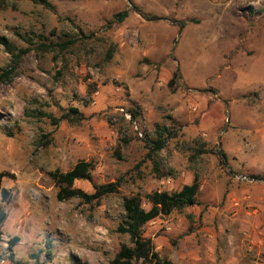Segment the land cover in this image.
<instances>
[{
	"label": "rangeland",
	"instance_id": "obj_1",
	"mask_svg": "<svg viewBox=\"0 0 264 264\" xmlns=\"http://www.w3.org/2000/svg\"><path fill=\"white\" fill-rule=\"evenodd\" d=\"M45 1L49 8L25 0L0 8V37L16 52L30 49L9 84L0 83V172L14 176L2 181L10 200L0 199L7 216L0 259L106 264L129 245L116 231L123 198L176 192L194 179L199 206L144 227L162 264H223L248 250L253 229L240 230L247 215L231 216L228 194L241 182L231 173L264 180V0H129L150 20L126 0ZM125 10L127 18L116 23L114 15ZM66 35L83 41L62 53L35 47ZM12 67L0 46V72ZM69 108L84 119H62ZM130 111L135 117L128 121L123 114ZM156 126L175 136L148 159ZM79 160L91 162L95 184L122 180L118 193L99 205L58 202L49 173L67 172ZM154 166L170 175L159 177ZM74 188L92 192L86 181ZM241 232L244 241L235 237ZM263 235L253 249L263 257L250 264H264Z\"/></svg>",
	"mask_w": 264,
	"mask_h": 264
},
{
	"label": "trees",
	"instance_id": "obj_2",
	"mask_svg": "<svg viewBox=\"0 0 264 264\" xmlns=\"http://www.w3.org/2000/svg\"><path fill=\"white\" fill-rule=\"evenodd\" d=\"M18 2L21 0H0V8H2L7 2ZM30 1L35 4H41L44 8H49L48 3L45 0H25ZM131 4V3H130ZM132 11L136 13L141 18L150 20L151 18L144 16L139 12V10L131 4ZM129 10L118 13L114 15L113 19L116 23H122L124 19L127 18ZM110 28V27H108ZM65 40L56 43L45 44L42 41L38 43L35 47L40 51V53L45 54L51 51H57L59 53L65 52L69 47L75 45L78 41L75 37L64 36ZM83 41V40H82ZM33 45V44H31ZM0 46H2L6 53L11 56V61L13 67L0 72V83L9 84L11 80V75L14 72L15 67L19 64L21 57L29 52V48L18 50L12 46L9 41L3 37H0ZM16 52V53H14ZM114 48H110L106 52V60L112 59ZM178 74L174 71L172 78L168 84H173L177 81ZM40 117H47L52 125H57L58 119H53L46 116L43 112L38 111ZM131 120L134 119L135 113L130 111ZM71 124H78L84 118L75 108H69L67 114H64L63 118ZM175 132L172 129L165 126H156L154 130V137L150 139L149 149L147 158L156 155L161 151L167 140L174 137ZM45 144V146H47ZM202 150H197L196 155L203 154ZM154 172L159 177L169 176L170 174H163L160 172L158 166H154ZM93 166L91 162L79 160L72 168L64 173L54 171L49 173L50 179L58 187L56 193V200L58 202L68 201L72 199L79 200L84 205H99L100 201L108 196L118 193V190L122 184V180L117 179L114 182L106 184H95L92 179ZM4 178L14 179V176L8 172H0V199L3 203H8L10 200V191L2 188V181ZM253 179H260L259 177L251 176ZM78 181H86L91 184L92 192L86 193L80 189L74 188V183ZM200 185L197 179H194L191 184L183 185L176 192H166V191H153L146 194L142 198L139 196H131L123 198L122 208L123 216L121 222L118 224L116 231L119 234L126 235L128 237L129 245H122L119 251L114 255L113 259L106 264H162V260L158 253L155 252L153 243L149 238L144 237V227L151 221L163 217L169 216L173 212H181L189 207L199 206L197 200L199 194ZM144 202L149 206L147 210L143 208ZM6 213L0 208V237L1 228L6 220ZM18 243V238L14 237L8 241V251L16 246ZM50 243L47 242V257H50ZM13 254H11V258ZM35 260L34 264H41L37 261V256H33Z\"/></svg>",
	"mask_w": 264,
	"mask_h": 264
},
{
	"label": "crops",
	"instance_id": "obj_3",
	"mask_svg": "<svg viewBox=\"0 0 264 264\" xmlns=\"http://www.w3.org/2000/svg\"><path fill=\"white\" fill-rule=\"evenodd\" d=\"M243 177L251 178L250 176ZM235 180L241 182L235 183V185H233L229 190L228 196L230 197V210L231 212H234L231 214V216H235L238 214H242V212H245L247 216L242 217L244 225L240 224V230H249L250 228V230L253 229V234L249 235L248 239V241L251 243V247L248 248V250H242L243 252H241L238 256L230 255L232 259L230 261L223 262V264H250V259L252 261H257V259L263 257L259 256L261 252L254 254V250L255 247L263 241V238H261L260 236L264 234V227L261 229L263 232L262 234L260 233L261 231H259V226H262L264 224V182L248 180L242 181L237 177H235ZM254 228L256 229V231ZM237 235L239 234H236L235 237H239V239L242 238L241 241L246 240L242 236L245 235L244 232H241L240 236ZM247 245L249 244L247 243ZM256 257L257 259H254ZM221 258L225 260V255H221Z\"/></svg>",
	"mask_w": 264,
	"mask_h": 264
},
{
	"label": "built area",
	"instance_id": "obj_4",
	"mask_svg": "<svg viewBox=\"0 0 264 264\" xmlns=\"http://www.w3.org/2000/svg\"><path fill=\"white\" fill-rule=\"evenodd\" d=\"M117 91L119 92V89H117ZM121 112H123V110L120 109ZM123 116L125 117V119H127L128 121L131 119V115L130 112H126L123 114ZM132 122V121H131ZM132 124L134 125V130L135 133L138 135L139 138H143V135L141 134V132H139L138 128L136 127V124L134 122H132ZM170 179H167V182H169ZM8 245V244H7ZM7 245H5V249H7ZM5 256L2 257V259H0V264H6L5 261Z\"/></svg>",
	"mask_w": 264,
	"mask_h": 264
},
{
	"label": "water",
	"instance_id": "obj_5",
	"mask_svg": "<svg viewBox=\"0 0 264 264\" xmlns=\"http://www.w3.org/2000/svg\"><path fill=\"white\" fill-rule=\"evenodd\" d=\"M126 2H127L128 4H130L129 0H126ZM222 158H223V157H222ZM231 174H232V175H234L235 177H237V178L241 179V180H248V181H258V182H264V180H261V179L244 178V177H242V176H239V175H237V174H234V173H231Z\"/></svg>",
	"mask_w": 264,
	"mask_h": 264
}]
</instances>
